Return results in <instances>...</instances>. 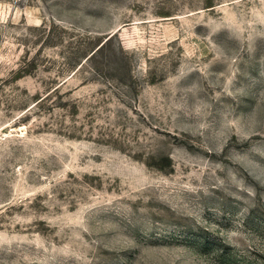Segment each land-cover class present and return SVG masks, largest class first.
<instances>
[{"label":"rangeland","instance_id":"obj_1","mask_svg":"<svg viewBox=\"0 0 264 264\" xmlns=\"http://www.w3.org/2000/svg\"><path fill=\"white\" fill-rule=\"evenodd\" d=\"M0 264H264V0H0Z\"/></svg>","mask_w":264,"mask_h":264}]
</instances>
